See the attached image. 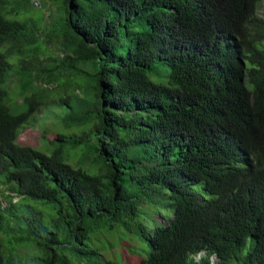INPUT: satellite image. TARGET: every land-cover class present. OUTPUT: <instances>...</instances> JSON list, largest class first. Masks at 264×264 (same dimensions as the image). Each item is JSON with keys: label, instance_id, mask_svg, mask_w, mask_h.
<instances>
[{"label": "trees", "instance_id": "1", "mask_svg": "<svg viewBox=\"0 0 264 264\" xmlns=\"http://www.w3.org/2000/svg\"><path fill=\"white\" fill-rule=\"evenodd\" d=\"M7 2L0 227L42 264H90L93 253L118 264L89 234L131 220L150 245L136 264H209L213 253L218 264H264V0H63L62 56L49 68L26 34L38 28L8 17ZM9 56L25 106L17 112ZM42 107L62 110L48 153L18 142ZM32 200L49 205L48 223ZM3 242L0 264H21Z\"/></svg>", "mask_w": 264, "mask_h": 264}, {"label": "rangeland", "instance_id": "2", "mask_svg": "<svg viewBox=\"0 0 264 264\" xmlns=\"http://www.w3.org/2000/svg\"><path fill=\"white\" fill-rule=\"evenodd\" d=\"M62 5L63 0H8L6 4V8L10 9L13 13L16 12L14 15L12 13L10 15L7 14L8 17L13 16L19 19H25L29 23V28L32 26L38 28L27 29L26 34L36 40L35 45L42 54V64L46 66V68L53 65L56 57L59 55L62 56L59 40L54 37L57 34V27L63 16V11L61 9ZM260 11L262 14L264 13V6ZM15 58V56H9L8 58L12 67L6 81V88L10 95V109L13 112L22 111L25 108L18 95V82L14 72L17 65ZM148 76L154 82L165 80L164 74H157L155 71L150 72ZM62 94L63 92H58L55 95L59 98ZM61 114V107L54 109L42 107L36 113L34 112V114H32L34 116L31 115V122H28L23 131L18 135V142L21 144L34 145V148H39L41 151L48 153L52 147L46 143L45 135L47 133L51 134L56 132L59 129L61 130V128L58 127ZM42 133L44 138H41ZM50 136H53V134ZM70 158V162L73 165L77 164V155L75 153H72ZM5 192L6 185H1L0 199H2L3 205L8 204L7 200L3 198V193ZM16 200H18V198L14 197V201ZM31 202L34 205L37 204L42 207L44 213L43 221L48 223V219L52 214L51 208L48 207L49 205H44L36 200H32ZM143 215L148 216V218L145 219L151 226L154 225L149 215L144 213ZM155 219H157V217H155ZM0 236L4 241L3 248L6 246L8 250L14 251L11 253L14 260H19L21 264H42L40 261L41 253H38L28 243L23 242L24 244H19L15 239L16 234L8 230L6 224L0 227ZM89 236V246H97L99 249L98 253H100L102 257L112 259L118 264H136L139 258L145 257L150 250L148 241L139 234L134 220H131L129 228L125 227L123 224H116L112 228H108L106 225L91 231ZM95 256L96 253L90 255L85 254L83 260H87L90 264H99L95 262ZM73 260L76 262L75 259Z\"/></svg>", "mask_w": 264, "mask_h": 264}, {"label": "water", "instance_id": "3", "mask_svg": "<svg viewBox=\"0 0 264 264\" xmlns=\"http://www.w3.org/2000/svg\"><path fill=\"white\" fill-rule=\"evenodd\" d=\"M219 257L216 254H211L209 264H218Z\"/></svg>", "mask_w": 264, "mask_h": 264}, {"label": "bare ground", "instance_id": "4", "mask_svg": "<svg viewBox=\"0 0 264 264\" xmlns=\"http://www.w3.org/2000/svg\"><path fill=\"white\" fill-rule=\"evenodd\" d=\"M200 254H201V253H198L197 256H196V258H199V257H200Z\"/></svg>", "mask_w": 264, "mask_h": 264}]
</instances>
